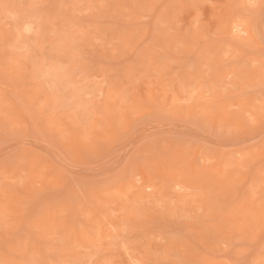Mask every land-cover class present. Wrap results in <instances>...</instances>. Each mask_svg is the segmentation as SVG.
<instances>
[{
	"label": "rangeland",
	"instance_id": "obj_1",
	"mask_svg": "<svg viewBox=\"0 0 264 264\" xmlns=\"http://www.w3.org/2000/svg\"><path fill=\"white\" fill-rule=\"evenodd\" d=\"M0 264H264V0H0Z\"/></svg>",
	"mask_w": 264,
	"mask_h": 264
}]
</instances>
